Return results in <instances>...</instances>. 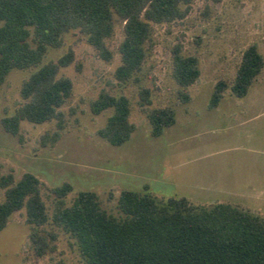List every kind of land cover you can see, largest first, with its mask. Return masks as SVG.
I'll list each match as a JSON object with an SVG mask.
<instances>
[{
	"label": "rangeland",
	"instance_id": "rangeland-1",
	"mask_svg": "<svg viewBox=\"0 0 264 264\" xmlns=\"http://www.w3.org/2000/svg\"><path fill=\"white\" fill-rule=\"evenodd\" d=\"M123 24L114 14L113 33L105 41L109 60L79 29L65 33L62 46L48 49L45 62L73 53V60L58 72L72 82L71 96L60 107L61 129L52 119L22 120L19 135L4 130L1 118L24 102L19 88L32 71L10 70L0 87V176L10 173L16 181L26 172L34 174L49 213L54 201L49 188L68 182L72 190L65 197L67 205L77 192L93 191L114 215L119 192L129 189L148 191L157 200L183 196L195 205L229 203L264 219V64L246 95L238 97L230 90L250 44H256L264 60V0H192L181 18L153 24L137 80L125 83L114 76ZM175 47L198 60L199 76L186 88L187 102L179 99L173 77ZM219 80L227 88L211 108L209 99ZM142 88L150 90L146 108L171 106L175 111V123L156 137L139 105ZM100 91L129 99V121L135 129L121 145L97 134L112 112H91L90 102ZM56 130L59 136L53 143L41 142L43 134ZM3 198L0 188V201ZM25 218L24 208L13 212L0 231V264H85L75 241L50 225L45 228L57 236L53 248L36 255Z\"/></svg>",
	"mask_w": 264,
	"mask_h": 264
},
{
	"label": "trees",
	"instance_id": "trees-1",
	"mask_svg": "<svg viewBox=\"0 0 264 264\" xmlns=\"http://www.w3.org/2000/svg\"><path fill=\"white\" fill-rule=\"evenodd\" d=\"M192 0H0V87L12 69H32L21 83L24 102L3 116L5 131L19 135L22 120L43 123L56 120L61 129L64 105L72 82L59 76V68L73 60L72 51L55 62L44 61L49 48L63 44L64 34L79 29L86 41L105 60L112 56L106 39L113 33V16L123 21V39L118 45L120 64L114 76L120 82L136 81L148 55L153 24L181 18ZM173 77L178 97L190 99L186 88L199 76L198 60L175 47ZM264 64L256 44L243 52L230 90L238 97L247 94ZM227 83H215L209 107H215ZM150 90L139 92V105L156 137L175 123L171 106L150 107ZM111 109L97 134L111 145L129 140L135 125L129 121L130 103L124 94L100 91L90 102L93 114ZM45 133L41 142H54L58 131ZM40 181L29 172L18 180L0 176L4 198L0 201V231L10 215L25 209L29 240L36 255L53 248L56 232L68 234L76 243L85 264H264V219L229 203L195 205L186 197L156 199L148 191L123 189L116 200L118 215L102 207L97 194L82 190L67 205L72 190L68 182L49 188L54 197L48 212L40 193Z\"/></svg>",
	"mask_w": 264,
	"mask_h": 264
}]
</instances>
